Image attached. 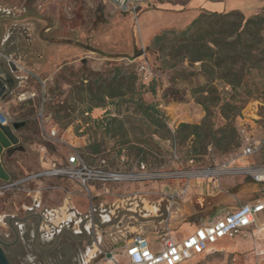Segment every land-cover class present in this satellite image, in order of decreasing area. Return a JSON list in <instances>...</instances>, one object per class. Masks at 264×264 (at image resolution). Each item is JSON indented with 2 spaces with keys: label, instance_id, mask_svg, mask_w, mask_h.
<instances>
[{
  "label": "rangeland",
  "instance_id": "374dc122",
  "mask_svg": "<svg viewBox=\"0 0 264 264\" xmlns=\"http://www.w3.org/2000/svg\"><path fill=\"white\" fill-rule=\"evenodd\" d=\"M232 10H240L247 17L264 13V0H144L133 14L119 12L112 0H0V23L5 28L4 36L8 37L7 51L25 59L29 67L34 68L35 63L41 66L35 71L23 69L24 74L19 70L17 75L22 77L16 80L15 90L8 99L0 101L4 115L14 123H24L17 135L28 134L22 141L25 151L20 158L6 163L5 158L12 157L3 158L14 185L0 193V243L11 264L110 263L104 254L90 262L91 255L100 247L99 237L103 236L104 244L105 231L109 241L115 243H121L122 238L131 234L152 238L160 230L161 221L154 214H146L144 208L153 210L147 201L143 204L138 200L133 205L137 210L134 218L129 211H121V208L116 211L112 202L117 197L130 196L136 188L141 191L164 179L177 185L187 184L188 180L204 177L194 172L239 162L244 142L229 150L209 145L206 152L195 154L191 146L153 135V128L134 118L133 124L128 125V136L134 143L136 139H147L146 143H135L148 153L144 171L140 164L137 165L140 158L136 157L135 149L122 156L124 161L122 157L116 158L112 150L115 141L105 137L102 131L95 133L92 123H85L87 118L97 120L106 112L95 108L87 113L96 102L89 97L88 86L96 81L110 80L116 67H124L127 71L139 72L145 87L154 89L143 97L147 103L158 104L166 113L173 131L181 123L200 124L206 113L195 102L192 91L203 85L205 79L193 75L188 63L173 69L165 67L153 50L152 42L164 31L185 29L203 12ZM25 15L20 21L2 18ZM258 77L259 81H264V74ZM21 94L34 97L20 101ZM2 103H6V109ZM39 113L48 118V128L57 130L58 140L47 137L38 119ZM212 119L216 129L225 124L218 111ZM236 123L243 141L245 129L253 143L259 146V152L249 162L264 163V89L247 102ZM95 139L102 145V153L98 156L86 151ZM40 147L50 153L46 165L40 158ZM75 151L81 152L93 167L105 161L106 169L129 177L137 175V178L123 181L119 186L93 184L87 191L65 176L42 175L52 169V163L65 164ZM144 172L154 177L139 179ZM223 176L215 179L218 181ZM129 181H133L135 189H131ZM5 184L0 180L1 188ZM108 185L114 186L113 192L117 195L111 201L100 195L101 188ZM220 188L234 194L225 201L224 209L237 207L236 196L242 186L223 185ZM146 196L144 194L141 199ZM130 203L126 208L131 207ZM185 206L191 212L186 217L182 212ZM198 210L197 198L189 196H182L169 206L172 221L177 226L185 224L178 231L180 238L191 232L188 223L199 221ZM149 243L154 250L151 240ZM187 264L230 262L226 254L215 253L197 256Z\"/></svg>",
  "mask_w": 264,
  "mask_h": 264
},
{
  "label": "trees",
  "instance_id": "16d2710c",
  "mask_svg": "<svg viewBox=\"0 0 264 264\" xmlns=\"http://www.w3.org/2000/svg\"><path fill=\"white\" fill-rule=\"evenodd\" d=\"M152 48L165 67L173 69L188 63L193 75L205 79L192 94L206 115L200 124L181 123L173 131L158 104L145 101L144 94L154 89L145 87L140 73L116 67L110 80L88 86V95L96 102L87 113L95 108L106 112L100 119L85 121L87 125L93 124L95 133L102 131L115 141L112 148L115 157L127 156L128 150L135 149L136 157L140 158L137 165L147 159L145 148L135 144L146 143L147 139H136L134 143L128 136V125L133 124L134 118L153 128V135L191 146L195 154L206 152L209 145L223 150L240 147L244 141L236 120L242 116L247 102L264 89V81L258 77L264 74V13L247 17L240 10L203 12L185 29L157 35ZM215 111L225 121L217 129L212 119ZM101 146L95 139L86 151L98 156L102 153Z\"/></svg>",
  "mask_w": 264,
  "mask_h": 264
},
{
  "label": "crops",
  "instance_id": "0c3cea01",
  "mask_svg": "<svg viewBox=\"0 0 264 264\" xmlns=\"http://www.w3.org/2000/svg\"><path fill=\"white\" fill-rule=\"evenodd\" d=\"M28 14L31 13H27L26 15ZM13 17L16 16H4L2 18L4 20L15 21L11 19ZM0 24L1 31L2 26L5 30L4 25L2 23ZM7 41L8 37L4 36V34L0 36V63H3L7 70H10V66L7 63L8 60H12L15 62L19 70H21V74H24V72H22L23 69H28L29 71L31 69L32 71H35V69L41 68L39 63H35L34 68H32L31 66L29 67L25 59L17 57L15 53L7 51ZM5 58H7V62L5 61ZM20 75H14L16 80L22 77ZM2 105L5 108L4 105H6V103H2ZM27 135L28 134L23 132L19 134V137L24 142L26 140V137H28ZM22 154L23 152H16L12 156V158H5L4 161L6 163L7 160L10 161L11 159H18ZM40 154L43 165H46V160H49L50 153L47 151L46 155L42 154L41 152ZM250 163H254V161L251 160ZM131 182L133 181H129L127 183L131 184ZM121 183L124 182L115 183V186H119L121 185ZM223 185H231V187H236L237 185L242 186L241 191L236 196L239 205L237 207H232L231 210L228 211L224 209V203L225 201H228L230 198L234 197V194L221 189L220 187ZM130 187L131 189H135L136 186L131 184ZM143 189L144 190L140 191L139 188H136V192H134L132 195L117 197L115 202L112 203L115 205L116 211L120 208L122 209L121 211H129L131 213V218H134V216H136L137 214V210L135 207L133 208V205L135 203H138V200H141L143 204L145 201L149 202L150 207L153 210H146L144 208L146 214H154L155 218H161V221L159 220L160 230L156 232L157 235L152 238L144 236L148 240V242L149 240L152 241V246L154 248L153 251L161 249L159 238L165 233L169 234L174 242L181 243L189 236L194 234L203 224H212L218 219L226 216L228 213L236 211L240 206L251 204L262 197V185L243 175H224L218 181L213 178L199 177L196 179L188 180L187 184L184 183L180 185L170 183L167 179H164L163 181H160V183L144 187ZM113 191L114 186H104L103 188H101L100 195L107 198V201H111L115 198V196H117L114 195L115 193ZM144 194H147V196L142 200L141 196H143ZM182 196L197 198L199 210L196 213H199V216H197V219H199V221L188 223L192 227L191 232L187 236L180 238L178 236V231L185 224L177 226L174 221H172V214H170L169 212V206L171 204H174L177 199L182 198ZM128 202H131L130 208H126ZM108 203L110 204L111 202H105V204L107 205ZM140 212L144 211L140 210ZM182 212L185 213V217L190 215L191 213L186 206L184 210H182ZM118 213L120 212L118 211ZM166 213L167 216L165 217ZM123 218L124 215L123 217H121L119 222H122ZM261 227H263V229H261ZM104 235V244L102 239L103 236L101 235L102 237H99L98 240L100 247H98L97 251H94V254L91 255L90 262L91 260L96 259L99 254H104L105 256H107L110 252H116L119 264H128V258L125 254L124 244L136 235L140 234H131L130 236H125L124 239H121V243H115L114 240L109 241L106 231L104 232ZM112 236L113 235L111 234L110 237ZM215 253L226 254L227 260L230 262V264H264V212L258 214L255 217V225L249 230L234 237H226L220 240L218 243L212 245L208 252L195 255L192 259L197 256H207ZM191 260L187 261L185 264L189 263ZM103 264L113 263L104 262Z\"/></svg>",
  "mask_w": 264,
  "mask_h": 264
},
{
  "label": "built area",
  "instance_id": "2783aa9c",
  "mask_svg": "<svg viewBox=\"0 0 264 264\" xmlns=\"http://www.w3.org/2000/svg\"><path fill=\"white\" fill-rule=\"evenodd\" d=\"M114 7L121 13L133 14L143 4L144 0H112ZM146 71L145 68H143ZM147 72V71H146ZM147 75V74H146ZM28 95V94H27ZM21 94L20 101H26L34 97ZM38 119L49 139L58 140V132L55 128H48L46 121L48 118L43 113H39ZM0 124L3 126H13L14 122L8 118L0 109ZM244 146L239 156V162L224 164L215 169H208L194 172L195 175H203L206 178L215 179L222 175H243L251 178L254 182L262 185V197L257 201L240 206L236 211L228 213L212 224H203L194 234L181 243L174 242L169 234H163L159 238L160 250L153 251L148 240L143 235H136L124 244L125 254L128 264H185L195 255L209 251L210 247L226 237H234L249 230L255 225V217L264 212V163H250L249 160L259 152V146L255 145L247 135L246 130L242 131ZM40 152L47 154L45 147L40 148ZM124 161V157H122ZM144 163L140 164L142 170H146ZM42 175L65 176L78 184L82 189L89 191L93 184H111L127 180H136L137 175L126 176L106 169V162L102 161L99 167L88 164L79 151H75L67 157L65 164L58 166L52 163V169ZM139 179H152L153 174L144 172ZM14 184L7 183L1 188L12 187ZM263 229V227H261ZM106 260L113 264H119L116 252H110Z\"/></svg>",
  "mask_w": 264,
  "mask_h": 264
},
{
  "label": "water",
  "instance_id": "95a60500",
  "mask_svg": "<svg viewBox=\"0 0 264 264\" xmlns=\"http://www.w3.org/2000/svg\"><path fill=\"white\" fill-rule=\"evenodd\" d=\"M26 17H13L11 19L20 21ZM4 34L2 26L1 36ZM7 62V58H5ZM10 70L5 68L3 63H0V101H5L10 97L16 88L15 74L19 72V68L14 61L8 60ZM24 126V123H14L13 126H3L0 124V180L10 183L11 176L5 169L3 158L5 156L12 157L16 152H24L25 148L22 140L17 135V132ZM0 264H11L2 244L0 243Z\"/></svg>",
  "mask_w": 264,
  "mask_h": 264
},
{
  "label": "bare ground",
  "instance_id": "6f19581e",
  "mask_svg": "<svg viewBox=\"0 0 264 264\" xmlns=\"http://www.w3.org/2000/svg\"><path fill=\"white\" fill-rule=\"evenodd\" d=\"M93 254V253H92Z\"/></svg>",
  "mask_w": 264,
  "mask_h": 264
}]
</instances>
